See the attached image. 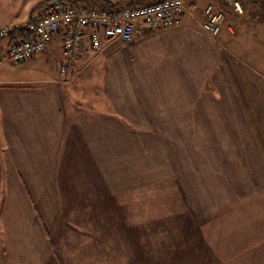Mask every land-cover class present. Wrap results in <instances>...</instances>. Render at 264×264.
<instances>
[{
    "label": "crops",
    "instance_id": "1",
    "mask_svg": "<svg viewBox=\"0 0 264 264\" xmlns=\"http://www.w3.org/2000/svg\"><path fill=\"white\" fill-rule=\"evenodd\" d=\"M182 1L177 27L64 63L55 35L42 78L0 81V264H264V17ZM162 187L179 211L128 206Z\"/></svg>",
    "mask_w": 264,
    "mask_h": 264
},
{
    "label": "built area",
    "instance_id": "2",
    "mask_svg": "<svg viewBox=\"0 0 264 264\" xmlns=\"http://www.w3.org/2000/svg\"><path fill=\"white\" fill-rule=\"evenodd\" d=\"M237 13L238 2L224 0ZM38 11L24 22L13 21L0 28V59L11 65L21 64L42 53L49 41L61 37L60 53L63 63L76 58L83 42L88 48L101 52L112 40L130 43L141 30L145 32L169 29L181 24L189 8L182 0H155L135 5L134 0H41ZM224 16L206 6L199 20L201 30L211 38L217 37ZM16 37H12L14 34ZM63 65L61 66V69Z\"/></svg>",
    "mask_w": 264,
    "mask_h": 264
},
{
    "label": "rangeland",
    "instance_id": "3",
    "mask_svg": "<svg viewBox=\"0 0 264 264\" xmlns=\"http://www.w3.org/2000/svg\"><path fill=\"white\" fill-rule=\"evenodd\" d=\"M31 1L32 0H0V28L3 25L11 22L15 17H18V20L16 21L23 22L22 19L26 17L27 11L29 9L28 2H31ZM40 1L41 0H37L36 2H34L32 6V8H34L33 14L37 13L38 11L37 6L39 5ZM234 1L239 3L242 11L244 12L242 1L241 0H234ZM196 2L198 6H200L205 1L200 0V2L198 1ZM246 2L249 3L248 0H246ZM224 3L226 4V2ZM226 5H229V4H226ZM228 7H231L233 9V7L230 5ZM204 8L205 6L203 7V9ZM203 9L198 12L199 15H201ZM3 43H4V40L0 41V48H2V50L4 49V46H2ZM89 51L92 55H96L97 53H100V52H94L91 50ZM0 54H1V51H0ZM40 56H41V53L35 55L34 62L26 61L27 63L25 64L21 63L17 65H11L8 62L0 59V81H16L22 77L30 79V80H36L38 78H42V74L38 69L40 65V61H38ZM177 193H178L177 188H170V187L152 188L147 193H145V195L140 196L141 199H137L134 206L133 205H128V206L135 207L134 209L136 210L139 205V201L147 199V201H149L151 213H155L156 215L162 213V214H165L166 216H170V213L179 211L178 200L175 198L177 196ZM176 200H177V205L173 204L174 202H176ZM1 202H2V180H1V186H0V203ZM218 224H221V223H218ZM204 261H207L206 258L204 259ZM220 261L221 260H219V263ZM189 263L190 264L193 263V260L191 259ZM203 264H207V263H203ZM215 264H217V261Z\"/></svg>",
    "mask_w": 264,
    "mask_h": 264
},
{
    "label": "trees",
    "instance_id": "4",
    "mask_svg": "<svg viewBox=\"0 0 264 264\" xmlns=\"http://www.w3.org/2000/svg\"><path fill=\"white\" fill-rule=\"evenodd\" d=\"M155 0H134L135 5H143L147 3H151ZM224 1V0H223ZM225 2V1H224ZM250 3L251 7L255 11V13L261 17H264V0H248ZM17 35L21 34H14L12 37H16Z\"/></svg>",
    "mask_w": 264,
    "mask_h": 264
}]
</instances>
